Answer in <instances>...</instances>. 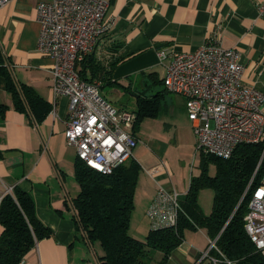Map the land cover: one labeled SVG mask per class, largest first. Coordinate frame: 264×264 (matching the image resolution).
Segmentation results:
<instances>
[{
    "label": "crops",
    "instance_id": "0c3cea01",
    "mask_svg": "<svg viewBox=\"0 0 264 264\" xmlns=\"http://www.w3.org/2000/svg\"><path fill=\"white\" fill-rule=\"evenodd\" d=\"M39 1L11 0L0 8V44L10 58L9 68L18 86L32 89L42 100L23 110L17 109L13 91L0 74V104L8 105L0 118V149L4 151L0 159V196L7 186H18L30 192L39 217L53 231L25 256L26 264H98L95 254L83 240L72 206V198L79 193L80 184L75 168L77 149L65 135L69 97L58 98L55 113L42 114L54 100L50 71L54 59L38 48ZM107 1L110 5L105 21L109 28L94 53L106 64L113 59L119 60L112 68L110 82L102 86L109 88L107 93L103 90L102 93L116 106L126 108L122 91L133 94L137 103V95L148 97L164 90L163 83V88L158 89L159 84L154 82L157 78L162 80L165 64L171 57L162 62L160 49L195 51L210 40L235 48L245 65V84L264 92V17L258 10L262 0ZM173 109L172 115L175 114ZM135 126L136 123L133 132L139 143L130 159L137 160L141 167L138 185L141 181L144 187L146 214L162 187L176 188L185 199L194 174L191 169L188 180L179 183L166 158L170 143L149 134L144 139L142 123ZM160 163L165 168L151 173L150 169ZM200 205L205 214L211 213L205 212L201 202ZM3 229L0 224V234ZM184 235V241L166 264H202L200 255L208 245L207 231L186 228Z\"/></svg>",
    "mask_w": 264,
    "mask_h": 264
},
{
    "label": "built area",
    "instance_id": "2783aa9c",
    "mask_svg": "<svg viewBox=\"0 0 264 264\" xmlns=\"http://www.w3.org/2000/svg\"><path fill=\"white\" fill-rule=\"evenodd\" d=\"M10 1L0 0V8ZM109 5L107 0H40L37 4L41 26L38 48L54 59L51 111L55 113L60 96L69 97L67 140L76 147L77 157L102 173H112L126 163L139 143L133 132L137 113L113 104L102 93V81L84 80L78 69L79 62L99 48L108 32L105 15ZM258 10L264 17V0ZM159 57L162 62L171 57L165 64L163 84L167 91L186 99L199 151L229 158L241 144L264 142V92L245 84V65L235 48L210 40L195 51L162 48ZM164 168L160 163L150 172ZM13 192L14 187L7 186L0 203ZM251 195L245 229L264 255V174ZM182 200L183 194L176 188H160L146 211L150 226L177 230L184 213ZM217 240L209 237L200 263L236 264ZM19 264H26L25 257Z\"/></svg>",
    "mask_w": 264,
    "mask_h": 264
},
{
    "label": "trees",
    "instance_id": "16d2710c",
    "mask_svg": "<svg viewBox=\"0 0 264 264\" xmlns=\"http://www.w3.org/2000/svg\"><path fill=\"white\" fill-rule=\"evenodd\" d=\"M9 61L0 44V74L13 91L15 107L23 110L27 105L41 103L32 89L18 86ZM118 62L113 59L106 64L97 54L91 53L79 62L78 69L84 80L100 79L104 86L110 82V73ZM161 82L163 80L157 78L154 83ZM165 91L166 88L148 97L137 95L135 127L146 117L159 115ZM52 107L50 104L42 114L50 112ZM7 109L8 105L0 104V118ZM263 151L264 142L241 144L229 158L201 151L202 160H214L218 164L217 173L210 174L203 169L193 175L190 189L182 200L184 213L177 230L171 226H150L145 239L131 232L141 171L138 161L130 159L112 173H102L77 157L75 168L80 191L72 198V206L83 240L95 254L98 264H166L184 241L186 228H204L209 237H218L217 245L236 264H264L263 253L245 229L252 188L261 182L264 174ZM2 157L4 151L0 149V159ZM206 187L215 193L210 214L204 213L199 202L200 190ZM0 224L4 228L0 234V264H19L38 241L53 234L39 217L34 196L18 186L0 203ZM154 249L160 251L157 258L152 253Z\"/></svg>",
    "mask_w": 264,
    "mask_h": 264
},
{
    "label": "rangeland",
    "instance_id": "374dc122",
    "mask_svg": "<svg viewBox=\"0 0 264 264\" xmlns=\"http://www.w3.org/2000/svg\"><path fill=\"white\" fill-rule=\"evenodd\" d=\"M158 87V89L163 88L162 82L159 83ZM107 89L109 88H102L104 92L108 91ZM136 89V86H134L133 90ZM121 93V97L126 98L124 102L126 108L129 110L134 109L135 111L137 107L136 97L125 91ZM109 98H111L110 95ZM161 107L158 116H148L142 121L141 133L144 139H147L149 135H154L155 138L167 140L170 143V150L166 158L179 183H185L188 180L191 169L194 175H198L203 169H206L210 174H216L218 164L214 160H202L201 151L197 149L196 137L188 116L185 99L178 94L165 91V96L162 97ZM172 108H174L173 110L175 112L173 115L171 113ZM143 191L144 187L140 181L137 186V199L135 200V209L131 220L132 234L141 239H145L147 232L150 230V223L145 214L146 201ZM200 193L199 199L205 212H211L214 203L213 189L206 187L201 189ZM152 253L157 258L160 251L154 249ZM202 264H205V262Z\"/></svg>",
    "mask_w": 264,
    "mask_h": 264
}]
</instances>
